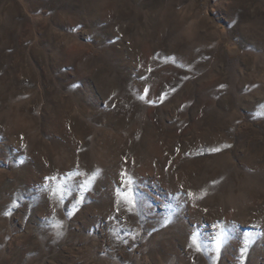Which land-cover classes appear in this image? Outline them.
I'll list each match as a JSON object with an SVG mask.
<instances>
[{
	"label": "rangeland",
	"instance_id": "obj_1",
	"mask_svg": "<svg viewBox=\"0 0 264 264\" xmlns=\"http://www.w3.org/2000/svg\"><path fill=\"white\" fill-rule=\"evenodd\" d=\"M0 264H264V0H0Z\"/></svg>",
	"mask_w": 264,
	"mask_h": 264
},
{
	"label": "snow or ice",
	"instance_id": "obj_2",
	"mask_svg": "<svg viewBox=\"0 0 264 264\" xmlns=\"http://www.w3.org/2000/svg\"><path fill=\"white\" fill-rule=\"evenodd\" d=\"M61 227H62V225H61ZM57 234H58V235H61L62 233L58 232Z\"/></svg>",
	"mask_w": 264,
	"mask_h": 264
}]
</instances>
